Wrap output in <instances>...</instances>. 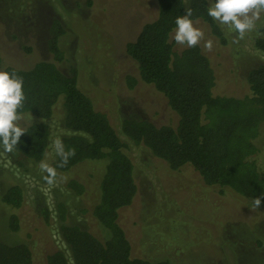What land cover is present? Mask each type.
Instances as JSON below:
<instances>
[{
  "label": "rangeland",
  "instance_id": "1",
  "mask_svg": "<svg viewBox=\"0 0 264 264\" xmlns=\"http://www.w3.org/2000/svg\"><path fill=\"white\" fill-rule=\"evenodd\" d=\"M207 1L225 42L200 19L182 21L170 39L180 48L183 29L193 34L214 69L213 94H246L248 70L264 64V52L254 46L264 24L262 12L247 0ZM156 13L155 0H0V75L7 65L29 67L40 60H52L46 45L47 27L51 19L58 18L65 27L59 38L65 59L58 67L63 71L71 65L77 68L79 87L127 142L134 164L136 193L118 213L131 255L173 264H264V204L206 185L190 165L170 170L145 146L132 143L121 133L120 121L128 116L157 125L177 122L165 97L138 78L136 65L125 51L126 43ZM127 76L136 80L131 87ZM6 119L17 130L38 120L30 114ZM41 121L49 127L47 152L41 162L19 159L0 143V198L11 184L23 189L18 208H10L0 199V238L30 246L33 264H44L46 253L57 249L69 257L58 230L59 203L65 206L67 222L100 237L106 234L90 213L94 179L102 165L80 163L45 181L44 171L56 154L58 139L69 130L61 123L59 109ZM254 142L258 151L253 158L264 176V122ZM67 177L82 182L84 192L77 194L68 188ZM12 213L19 219L16 232L8 228Z\"/></svg>",
  "mask_w": 264,
  "mask_h": 264
},
{
  "label": "trees",
  "instance_id": "2",
  "mask_svg": "<svg viewBox=\"0 0 264 264\" xmlns=\"http://www.w3.org/2000/svg\"><path fill=\"white\" fill-rule=\"evenodd\" d=\"M157 13L144 23L125 51L134 61L138 78L152 84L177 115L175 125H157L144 118L128 116L120 121L121 133L132 143L145 146L170 170L190 165L206 185H216L264 204V176L253 156L254 142L264 122V64L248 70V93L215 95L214 69L208 56L188 29H183L182 46L175 48L172 31L182 22L200 19L220 42L225 37L215 21L207 0H155ZM262 12L264 0H247ZM65 27L58 18L50 20L46 45L52 60H40L29 67L7 65L0 75V143L20 158L41 162L47 152L49 127L41 121L59 109L60 120L69 130L57 142V151L44 171L52 181L80 163L102 165L95 176L90 213L105 229L98 236L66 220L63 203L58 204V230L69 257L61 250L46 253L44 264H173L131 255V245L118 222L119 209L130 204L135 193L134 164L127 142L117 133L107 115L97 110L91 98L79 87L78 70L58 67L65 59L59 44ZM254 46L264 52V24ZM2 57L0 53V65ZM136 82L127 76L131 87ZM30 114L38 118L22 130L6 118ZM20 163V161H17ZM65 185L81 194L85 187L75 178ZM1 201L18 208L22 186L9 185ZM43 215L47 219V210ZM18 216L8 219L10 231L19 230ZM70 258V260H69ZM0 264H33L32 250L25 243L9 244L0 238Z\"/></svg>",
  "mask_w": 264,
  "mask_h": 264
}]
</instances>
